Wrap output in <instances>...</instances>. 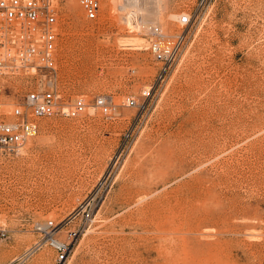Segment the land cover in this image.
Masks as SVG:
<instances>
[{
    "label": "rangeland",
    "instance_id": "374dc122",
    "mask_svg": "<svg viewBox=\"0 0 264 264\" xmlns=\"http://www.w3.org/2000/svg\"><path fill=\"white\" fill-rule=\"evenodd\" d=\"M98 1L88 21L79 0H54L56 85L67 103L100 96L113 111L40 119L18 157L0 158V264H57L49 222L70 243L61 264H264V0H150L153 23L147 0ZM132 18L187 32L163 84ZM4 94L10 121L21 81Z\"/></svg>",
    "mask_w": 264,
    "mask_h": 264
},
{
    "label": "built area",
    "instance_id": "2783aa9c",
    "mask_svg": "<svg viewBox=\"0 0 264 264\" xmlns=\"http://www.w3.org/2000/svg\"><path fill=\"white\" fill-rule=\"evenodd\" d=\"M80 7L88 21H95L100 11L98 0H79ZM180 28L190 24V17L184 14L178 18ZM145 30L153 40V60L159 65L154 83H165L181 55L188 47L187 32L182 30L173 37L165 36L157 26ZM57 20L54 0H0V96L9 90L11 80L19 79L22 84V98L12 103L10 121L0 119V158L18 157L25 144L38 133L37 122L54 116L73 117L89 109L103 115L113 111L104 97H96L92 103L82 96L67 103L57 89ZM126 106H135L133 98H126ZM49 231L43 235L56 253L55 262L66 261L70 243L54 239L56 226L48 223ZM8 232L0 226V240ZM75 232L69 233L73 241ZM35 245L23 257L38 250Z\"/></svg>",
    "mask_w": 264,
    "mask_h": 264
},
{
    "label": "bare ground",
    "instance_id": "6f19581e",
    "mask_svg": "<svg viewBox=\"0 0 264 264\" xmlns=\"http://www.w3.org/2000/svg\"><path fill=\"white\" fill-rule=\"evenodd\" d=\"M138 1H140V0H124L123 2H122V0H121V2L123 3V4H121V5H123L124 7L127 5L128 8L131 9V6H129L128 4H130V5H132V6H133V4L137 5V2H138ZM152 1H154V0H152ZM152 1H151V2H152ZM121 2H120V0H119L118 3H121ZM151 2H150V0H147V1H146L147 6H148V4H149V5H152V4L155 3V2H152V4H151ZM127 3H128V4H127ZM138 4L140 5L141 3H138ZM144 4H145V1H144L143 5H144ZM146 4H145V5H146ZM156 4H157V3H156ZM117 5H118V4H117ZM135 5H134V6H135ZM154 5H155V4H154ZM137 7H138V5H137L136 7H134V9L137 8ZM148 7H150V6H148ZM152 7H153V5H152ZM152 7H150V8H151V12H153L152 10L155 8V7H153V9H152ZM146 9H147V8H146ZM132 10H133V9H132ZM134 11H135V10H134ZM139 11H140V10H139ZM139 11H138V12H139ZM148 11H149V9H148L146 12H148ZM129 12H130V11H129ZM132 12H133V11H132ZM133 13H134V12H133ZM149 13H150V12H149ZM149 13H148V14H149ZM127 15H128V14H127ZM131 15H132V14H130L129 16H131ZM154 15H155V12H153V13H151V14L149 15L151 19L147 17V19H148L149 22H151L152 20H154V18H153ZM131 17H132V16H131ZM131 17H130V18H131ZM134 17H135V16H134ZM142 17H143V13H142ZM124 19H125V18H124ZM124 19H123V21H124ZM126 19H127V18H126ZM136 19H137V18H136ZM147 19H146V17H145V21H144V22H146ZM149 19H150V20H149ZM128 22H131V25L133 26V28L138 29V30H140V29H139L140 26L143 27V28H147V26H148L146 23H143V24L140 23V22L138 23V22H137L135 19H133V18H132L131 21H128ZM149 22H148V23H149ZM151 23H153V22H151ZM149 24H150V23H149ZM149 26H150V25H149ZM149 26H148V27H149ZM124 47H126V48L137 47V44H136V43H133V42H130V43L124 44Z\"/></svg>",
    "mask_w": 264,
    "mask_h": 264
}]
</instances>
